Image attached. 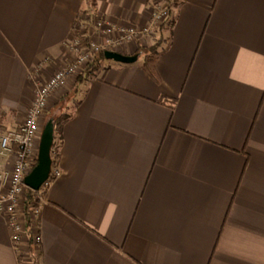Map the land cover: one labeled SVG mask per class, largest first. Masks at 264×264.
<instances>
[{"label": "crops", "instance_id": "crops-1", "mask_svg": "<svg viewBox=\"0 0 264 264\" xmlns=\"http://www.w3.org/2000/svg\"><path fill=\"white\" fill-rule=\"evenodd\" d=\"M87 18L141 27L148 0H0L1 128L22 122L31 73L64 64ZM170 19L155 77L137 39L121 51L136 61L81 80L37 264H264V0H178ZM0 264H18L1 215Z\"/></svg>", "mask_w": 264, "mask_h": 264}, {"label": "built area", "instance_id": "built-area-1", "mask_svg": "<svg viewBox=\"0 0 264 264\" xmlns=\"http://www.w3.org/2000/svg\"><path fill=\"white\" fill-rule=\"evenodd\" d=\"M168 7L164 0H148V22L141 27L126 26L104 18H95L89 25L90 18L79 19L75 22L72 38L66 42L65 63L51 67L45 76L40 75L42 63H39L31 73L35 90L24 119L15 129L0 127V161L3 162L0 167V215L9 227L18 264H32V255L37 252L40 242L36 229L40 200L50 182L60 174L52 164L48 178L37 190L38 202L26 206L27 187L23 179L35 165L43 126L41 120L52 93L70 84L97 52L112 50L121 53L126 44L152 35L153 28L168 21Z\"/></svg>", "mask_w": 264, "mask_h": 264}, {"label": "trees", "instance_id": "trees-1", "mask_svg": "<svg viewBox=\"0 0 264 264\" xmlns=\"http://www.w3.org/2000/svg\"><path fill=\"white\" fill-rule=\"evenodd\" d=\"M168 4L169 8V18L168 21L165 23H161L159 26V29H161L164 26H170L172 24V20L170 19L171 15V10L172 8L176 5L178 0H164ZM163 38L159 36L157 42L153 43L152 45L148 46L147 48L144 49V60H143V68L144 70L151 75L152 77H155L156 75V70H155V61L156 57L159 53V49L162 45ZM139 52L137 51L135 54H138ZM105 59L103 55V51L97 52L94 54L91 59L88 62V65L85 70V74H83L81 77L78 78V81H81L84 78H89L92 77L94 74L97 73L101 66V62ZM77 102L74 103L76 105ZM69 117V112L66 113H61L57 116L52 115V111L49 112V114L46 116V118H52L53 119V124H54V140L53 144L51 146V159H52V164L55 162V157L56 153L58 151V146L56 144V138H59V131L62 126V124L68 119ZM46 121V120H45ZM57 147V149H55ZM36 163V162H35ZM26 196H25V204L28 206L29 204L37 203L38 202V191L31 190L30 188H26ZM29 224L28 218H27V225ZM30 234V232H29ZM30 240V239H29ZM37 257H38V252H35V255H32V264H37Z\"/></svg>", "mask_w": 264, "mask_h": 264}, {"label": "water", "instance_id": "water-1", "mask_svg": "<svg viewBox=\"0 0 264 264\" xmlns=\"http://www.w3.org/2000/svg\"><path fill=\"white\" fill-rule=\"evenodd\" d=\"M105 59L113 60L120 63H132L137 60L138 54H122L112 50H104ZM54 140L53 119L48 118L41 129L36 163L28 174L24 176L23 182L26 187L37 191L40 185L48 178L52 159L51 146Z\"/></svg>", "mask_w": 264, "mask_h": 264}, {"label": "rangeland", "instance_id": "rangeland-1", "mask_svg": "<svg viewBox=\"0 0 264 264\" xmlns=\"http://www.w3.org/2000/svg\"><path fill=\"white\" fill-rule=\"evenodd\" d=\"M92 18H91V22L89 23V25H92ZM87 24V26H89ZM89 28H92V26H89ZM159 31V27H155L153 28V33L152 35H148L147 37H143V39H138L141 43L142 46L139 47V49L141 51H144L145 48H147L148 46L152 45L153 43L157 42L159 35H157ZM138 50V51H140ZM143 54V52H141ZM142 54L139 55V59H142ZM109 60V59H108ZM62 65V64H61ZM88 63L85 65L84 68H82V70L78 73V75L74 76L71 83L69 84V86H67L66 88H62V89H57V92L52 93L51 95V99H54V106L52 109V115L57 116L61 113H68L70 108L74 105L75 103V96L77 95V93L79 92V86L82 83V81H78V78L81 77L83 74H85V70L87 67ZM60 66V65H59ZM47 120V118L45 119ZM45 122V121H44ZM58 143V139L56 138V144ZM57 149V147L55 148Z\"/></svg>", "mask_w": 264, "mask_h": 264}]
</instances>
